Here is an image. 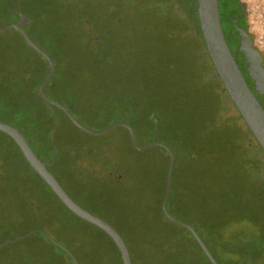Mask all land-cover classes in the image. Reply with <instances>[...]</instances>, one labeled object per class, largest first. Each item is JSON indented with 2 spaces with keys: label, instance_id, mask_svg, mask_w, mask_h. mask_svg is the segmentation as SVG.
I'll list each match as a JSON object with an SVG mask.
<instances>
[{
  "label": "trees",
  "instance_id": "16d2710c",
  "mask_svg": "<svg viewBox=\"0 0 264 264\" xmlns=\"http://www.w3.org/2000/svg\"><path fill=\"white\" fill-rule=\"evenodd\" d=\"M64 5L65 3H61L60 0H0V10L3 13L2 24L4 27L15 23L21 17L20 14L24 15L22 26L31 39L47 51L56 66L64 57L63 41L54 35L55 38H53L48 26L42 25L36 16L39 11L51 16L57 15ZM149 6V8H161L176 13L178 21L183 22V27L179 25L178 29L200 41V54L206 58L207 64L213 71L212 75L219 80V95H215L216 103L210 104L212 111L210 121L214 122L216 127L214 131H211L212 133H208L207 128L204 132H200L188 123V128L183 129V135L180 132L171 131L173 135L171 136L167 134V130L163 134L160 129L151 125L149 118L144 119L137 114H132L130 120L126 121L129 111L115 115V123L125 122L134 129L137 138L138 134L146 137L150 135L151 142L160 141L172 148L175 155V166L172 193L167 202L169 213L196 229L219 264H244L249 260L247 257L254 243L243 240L240 236L244 232L238 233L237 227L232 233L229 229L233 227L232 224L247 220L256 228L262 227L261 233L264 232V149L231 100L209 56L198 19L197 0H149ZM157 11L154 10L156 13ZM165 21L173 22L171 25L175 24L174 21L168 19ZM84 22L89 28V22L86 20ZM5 33L16 34L22 42V47L44 61V68L40 69L30 56L21 54L23 53L22 48L18 44L20 41L8 42L7 48L10 52L8 59H0V121L7 122L21 130L34 152L43 161L50 162L56 150H59L55 163L48 166V169L77 203L108 220L119 231L128 245L133 264H213L190 229L167 218L162 210L169 167L168 151L162 146H157L166 153L163 177L162 180L158 178L160 183L157 185L151 182V179L155 181L156 178L149 175L152 167L149 159L141 162L144 167L138 172L125 167L124 154L118 151V146L114 147L106 142L97 143L95 139L97 136L76 126L58 105H52L57 117L53 114L38 92L40 84L49 72L47 59L28 44L19 30L13 28ZM48 34L52 38L47 37ZM236 38L233 37L235 44L237 40L239 41V38ZM99 39L93 36L86 43L92 57L99 55L95 47ZM251 40L253 43L252 37ZM6 46V44L3 45L1 50H6ZM253 46L263 53L254 43ZM242 60L244 66L238 62L249 81L244 56ZM54 80L55 77L44 88L45 93L66 106L74 115L66 99L60 100L50 95L56 87ZM168 99L172 101V95H169ZM213 99L214 97L212 101ZM229 103L232 104L236 113L230 114ZM178 105L176 102L171 103L176 112ZM187 107L192 110L190 106ZM184 115H186L185 112ZM74 117L76 118L75 115ZM57 119L60 120V124L55 133L54 145L51 136ZM174 119L177 120L175 117ZM111 125V122L108 123L106 128ZM121 128L124 129L131 148L138 151L132 143L128 128L125 126ZM165 136L166 141L163 140ZM4 137H9L15 143L32 171L60 203L87 227L86 230L83 229V232H80L79 227L72 226L69 252L42 232L33 233L28 238L34 234L40 235L51 245L59 247L63 251L65 264H76L70 252L75 256L78 264H123L114 240L103 229L68 209L28 163L14 139L3 131H0V145L4 144ZM213 142L222 144L219 148L222 152L229 150L235 153L239 157L237 165L240 166L236 165L237 169L234 171L223 169L224 171L221 172L220 166L223 164V159L219 155V150L211 145ZM183 167L191 172V184L189 183L187 187H178ZM176 169L180 174L176 175ZM118 170L123 173L116 175ZM110 171H113V174H110ZM175 175L177 187L174 185ZM236 175L240 183L235 182L238 186L233 187L231 181H235L232 178ZM133 176L137 178L138 184L142 185L143 182L144 185L146 184L153 195V202L141 199L140 194L143 190L134 191L130 188L133 193L129 192V183L126 181H130ZM24 193L31 196L25 204L27 214H29L26 216L28 220L31 214L36 216L34 210L31 209L33 207L31 201L36 194H43V189L40 191L36 184L34 188H27ZM7 194L11 193L4 192L0 194V197ZM143 197L146 196L143 195ZM137 202L143 206V211H136L138 210L135 207ZM48 203L50 205L49 199L45 198L39 210L42 212ZM54 212L56 213L55 210ZM40 216L46 217L43 214ZM48 222L52 227L54 226L53 219ZM58 223L64 228V226L69 227L67 223L74 225L76 222L74 220L68 222L65 219ZM59 228L60 226L55 227V229ZM87 232L88 237H83L85 240L81 241L80 238ZM259 250L252 260L255 263L262 257L260 247Z\"/></svg>",
  "mask_w": 264,
  "mask_h": 264
},
{
  "label": "rangeland",
  "instance_id": "374dc122",
  "mask_svg": "<svg viewBox=\"0 0 264 264\" xmlns=\"http://www.w3.org/2000/svg\"><path fill=\"white\" fill-rule=\"evenodd\" d=\"M60 2L65 5L59 10V14L51 16L43 11H37L36 17L42 25L48 26L52 37L60 38L64 45V57L55 66L54 81L57 89L54 88L50 95L60 100L66 99L80 123L99 132L106 129L110 122L112 125L116 124L118 114L129 111L126 121L130 120L132 114H137L144 119L149 118L151 125L160 129L163 134L167 130V134L171 136H173L171 131L183 135V129L188 128V123L200 132H204L206 128L208 133L214 131L216 125L210 121L212 119L210 104L216 103L215 95H219V80L212 75L213 71L206 58L200 54V41L178 29L179 25L183 27V22L178 21L176 13L161 8H149V0H60ZM220 3L224 14V5L232 10L236 7L239 11L236 0H220ZM154 10H158L157 13ZM2 16L0 10V27H3ZM165 19L174 21L175 24L171 25L173 22H167ZM84 20L89 22V28ZM51 35L48 34L47 37L52 38ZM93 36L100 38L95 44L99 51L97 57H92L86 45ZM11 40L20 41L14 33L0 34V59H8L10 52L7 47ZM5 44L7 49L1 50ZM18 44L21 45L22 55L30 56L40 69L44 68V61L39 56L22 47L21 41ZM13 56L16 57L15 54ZM169 95H172V101H169ZM175 102L179 104V108L175 109L177 112L171 106V103ZM229 105L230 114L236 113L232 104ZM95 136L97 143L106 142L108 145L118 146V151L124 154L123 163L126 165L124 166L132 171L138 172L144 167L141 162L149 159L152 165L149 175L156 180L149 179L154 185L160 183L158 178L162 180L166 156L161 148L153 146L144 151L132 149L121 127L105 135ZM166 136L163 137L164 141L167 140ZM4 138V144L0 145V194L4 192L11 194L0 197V264H65L63 251L40 235L34 234L27 239L4 244L36 231L46 232L58 244L68 249L72 226L79 227L80 232L87 228L85 223L75 218L60 203L32 171L15 143L9 137ZM151 139L150 135L146 137L138 134L137 141L140 146H144L147 142L153 143ZM211 145L219 150L222 144L213 142ZM219 155L223 159L221 172L234 171L240 166L237 165L239 157L235 153L219 150ZM120 172L121 170H118L116 175ZM177 173L180 174L176 169V175ZM176 175L174 185L177 187ZM238 178L237 175L232 178L235 179L231 181L233 187L240 183ZM130 179L126 181L129 183V192L133 193L130 188L134 191L143 190L140 194L141 199L153 202V195L146 184L144 185V182L142 185L138 184L134 176ZM191 179L190 170L183 167L178 187H187L189 183L191 184ZM36 184L40 191L43 189V194H36L37 196L33 197L31 209L36 216L31 214L27 220L26 216L29 214L25 204L31 196L24 191L30 187L34 188ZM45 198L49 199L50 205L48 203L41 212L40 204H44ZM135 207L138 209L137 212L143 211V206L139 202ZM41 214L46 217H41ZM50 219H53V227L48 222ZM65 219L68 222L74 220L76 223L74 225L67 223L69 227L62 228L58 222ZM239 223L232 224L229 232L232 233L237 227L238 233L244 232L240 236L243 240L254 243L248 254L251 258L247 257L249 260L244 264H264L262 227L256 228L247 220ZM56 226L60 228L55 229ZM88 235V232L85 233L80 240L84 241ZM259 247L262 257L255 263L252 260L260 251Z\"/></svg>",
  "mask_w": 264,
  "mask_h": 264
},
{
  "label": "water",
  "instance_id": "95a60500",
  "mask_svg": "<svg viewBox=\"0 0 264 264\" xmlns=\"http://www.w3.org/2000/svg\"><path fill=\"white\" fill-rule=\"evenodd\" d=\"M197 13H198V19H199L201 31L207 47V51L224 84V87L228 92L234 105L238 109L239 113L242 115L247 126L252 131L257 141L264 149V105L258 97V94L264 96V54L258 51L253 46L249 34L243 29H240L239 32H240L241 45L238 51L240 52L241 50L243 52L244 58L247 62V73L254 82V88H252L245 73L243 72L241 66L239 65V62L237 60V55L232 51V48L225 36L219 0H197ZM20 15L21 17L18 19L17 22L4 27H0V34L10 31L13 28L19 30L26 39V41L28 42V44L31 47H33L35 50L40 52L47 59L49 64V72L46 79L43 81V83L40 84L38 88V92L40 96L44 99V101L48 104L53 114L57 117V114L53 109L52 105L60 106L76 126L84 130L85 132L93 135H100V136L105 135L111 132L112 130L116 129L117 127L125 126L128 128L130 132V137L134 147L140 151L147 150L153 146H162L163 148H165L169 153V167L167 172L166 192L164 195V199L162 201V210L167 216V218H169L170 220L176 223L184 225L188 229H190V231L192 232V234L194 235V237L196 238V240L204 250L205 254L210 259V261L213 264H219L215 259V257L213 256V254L211 253V251L209 250V248L207 247L202 237L200 236V234L196 231V229L192 225L185 223L180 219L176 218L175 216H173L171 213H169L167 209V202L172 193L173 170L175 166V155L173 153L172 148L162 142H153L144 146H140L137 141V137L134 129L130 125L124 122H118L102 131L95 132L90 128H88L87 126L80 123L72 115V113L69 111V109L66 106L50 98L45 93L44 88L54 79L55 61L47 53V51H45L39 44L35 43L31 39L27 31L22 26L24 15L22 14ZM59 124H60V120L57 119L56 126L51 136L52 143L54 145H55V140H54L55 133ZM0 131L5 132L12 139H14V141L20 147L28 163L51 187V189L66 205V207L70 209L74 214L81 217L82 219L103 229L116 243L120 251L123 264H133L128 245L124 240V238L122 237V235L119 233V231L108 220L92 213L91 211L87 210L79 203H77L65 190V188L55 177V175L48 169V166L53 165L55 163L56 156L58 155L59 150L56 148L57 149L56 153L55 155H53L50 162L43 161L37 156V154L34 152L29 142L21 132V130H19L17 127L7 122L0 121ZM32 233H28L21 237L12 239L10 241L5 242L4 244H7L15 240L27 238ZM43 233L48 237H50L46 232ZM52 241L58 244L57 241H55L54 239H52ZM63 248L69 252V250L66 247ZM70 254L72 255L75 263L78 264V261L75 258V256H73L71 252ZM248 258H250V255Z\"/></svg>",
  "mask_w": 264,
  "mask_h": 264
},
{
  "label": "flooded vegetation",
  "instance_id": "af4514ba",
  "mask_svg": "<svg viewBox=\"0 0 264 264\" xmlns=\"http://www.w3.org/2000/svg\"><path fill=\"white\" fill-rule=\"evenodd\" d=\"M236 2H237V6L239 8V11H237L238 9L236 7L234 8V10H232L230 7L228 8L227 6L224 5V8H225V14H224L221 11V3L219 0L225 36L230 43L232 51L237 55V60L240 63H242L243 62L242 59H243L244 55H243V52L241 50H240V52L238 51V49H240V45H241L239 30L243 29L244 31H246L249 34L250 38L252 37V35L249 32L250 27L248 29V26H249L248 25V13H247L248 8H247L246 0H236ZM233 37L239 38V41L237 40V43H236L237 46L233 41ZM252 39H253V37H252ZM253 43H254V40H253ZM249 83H250L251 87L254 88V82L250 77H249ZM258 95H259L261 102H263V104H264V96L261 94H258ZM110 174H113V171H110Z\"/></svg>",
  "mask_w": 264,
  "mask_h": 264
},
{
  "label": "built area",
  "instance_id": "2783aa9c",
  "mask_svg": "<svg viewBox=\"0 0 264 264\" xmlns=\"http://www.w3.org/2000/svg\"><path fill=\"white\" fill-rule=\"evenodd\" d=\"M254 45L264 53V0H246Z\"/></svg>",
  "mask_w": 264,
  "mask_h": 264
}]
</instances>
